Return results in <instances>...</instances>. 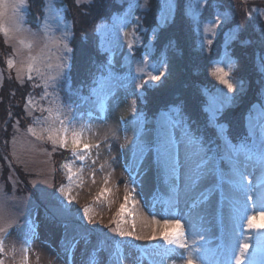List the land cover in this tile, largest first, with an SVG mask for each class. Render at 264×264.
<instances>
[{"label":"rangeland","instance_id":"374dc122","mask_svg":"<svg viewBox=\"0 0 264 264\" xmlns=\"http://www.w3.org/2000/svg\"><path fill=\"white\" fill-rule=\"evenodd\" d=\"M60 0H40L38 5H41V10L38 8L25 9V26L32 31H37V25L42 24L43 21L35 23V27L30 20L32 14L44 15V7L51 5L53 14L60 17L62 20L61 28L63 24H67L69 27L70 36L68 39L69 47L72 44L73 27L72 22H69L63 10L58 6ZM123 4L124 12H113L108 17L96 23V33L99 38V47L106 56V63L101 62L100 68L95 69V77L99 76L105 69V65L111 60V70L113 75L117 78L113 87L116 90L115 97L110 100L109 106L103 111L99 112L94 109L93 100L89 94H85L83 91L75 98L70 99L68 94L70 89L69 82V70L72 63L73 53H64L70 57L67 61L65 68V75L67 78V84L62 85L61 96L67 102H71L73 109L76 113L83 117L85 123L91 124V131L85 133L87 142L96 145L99 144V149L93 148L91 158L84 162L83 171L80 170V161H73L71 157V143L67 149L69 158L64 159L65 162L73 163V179L71 182L67 179L66 183H60L66 187V191L70 189L69 198L65 200L64 197L54 187V175L55 168L59 161H55L52 158L51 151L53 145L50 142H41L35 139L28 132V128L35 127L39 131V126L33 124L34 118L46 116V112H42V108L49 107V101L51 96L44 97V81L33 73L32 92L27 96V101L24 107L28 105L29 96L32 97L33 107L28 108V112L25 111V115L22 120L17 119L15 123H12V133L9 136V126L1 122L0 117V135L8 138L9 141L4 143L8 146L7 151L0 148V154L11 165H18L24 173V180L31 184L35 190L39 192V197L33 199L28 193L25 192V182L18 184L19 180L15 178L16 171L7 174L8 185L11 190L8 191V185L6 181L2 179V164L0 161V217H3L5 221H11L12 226L9 229L10 235L5 239V252L9 253L10 250L15 247V258L11 255H7L4 258V264H21L22 253L20 251L23 246V237L28 235L31 238V247L29 250V262L28 264H111V259L114 258V251L119 246L121 252L128 257L125 264H140L137 257L143 256L142 264H157L162 257L156 253V249L163 245V241L160 239V235L163 232L173 233L180 229L162 227L163 220H179L183 227V230L192 237V234H202L206 246L209 249H215L217 245L221 244L226 238L229 230V214L233 208H239L245 203L241 194L236 193L232 188H228L225 177L222 174H226V169L217 160L216 155L209 151L208 155L215 159L217 172L214 179H208L199 184L195 190L186 183L184 175V155L185 148L184 143L186 135L194 136L193 130L190 125L186 123L185 119L173 111V116L168 114H162L161 118L152 123L151 126H147L145 119L139 112L137 104V117L134 118L131 112L132 101L135 100V95L142 94L145 86L153 87L159 86L168 80L171 76V71L168 72L169 58L168 53H161L158 56L153 57V47L150 44H144V38L142 36L145 31L144 27L136 24L135 18L139 16L138 10L145 11L150 0H117ZM186 0H174L176 5L171 17L168 21L174 18L179 9H183L184 2ZM250 1V2H249ZM93 0H81L80 5L90 4ZM249 2V3H248ZM31 3V0H30ZM76 3V0H75ZM164 3V0H158V5ZM187 10L185 12L186 18L191 19L189 14V8H195L200 5V19L202 21L214 20L219 14L222 17L227 18L231 16L223 12L215 13V17L204 16V9L208 6V0H188ZM246 5H253L250 12L247 10L248 26L253 33L244 30L245 35L248 38L246 45L250 47L264 46V34H260L261 30L252 25V21L259 18L264 22V0H245ZM261 3L262 6L256 5ZM77 4V3H76ZM132 5V7H130ZM138 5V6H137ZM182 7V8H181ZM255 10V11H254ZM43 12V14H42ZM157 15L158 25L164 26L167 22H161L159 17L162 15L161 9ZM155 15V16H156ZM258 16V17H256ZM41 17V19H42ZM127 18L129 23L127 24L125 31L128 33L125 36L118 31V23L120 18ZM40 20V18L38 19ZM192 20V19H191ZM98 25H106L103 29H98ZM225 25L222 20L221 26L216 29L215 35H211L212 44H204L203 47L210 48L213 46V42L221 38V44L225 47V53L228 57H232L230 45L231 40L228 38V33L233 30L226 29L222 34L221 28ZM195 31L199 35L200 40L198 45L202 46V40L204 39L203 31L197 32L196 25ZM133 30H135V37H139V42L134 43L133 51L130 53L127 41L135 40L133 36ZM256 32V35H253ZM54 35L59 37L60 31H54ZM263 36V37H262ZM3 39L5 45L9 46L11 50L6 53V59L12 58L17 61L19 66L20 60H26L27 51L14 53L13 48L19 47L14 40L7 41L0 35V39ZM263 41V42H262ZM46 41L42 35L35 39L34 47L32 48L31 55L40 58L38 61V67L42 71L48 72L46 68L47 63L55 65L57 63V57L61 53L56 47H45ZM146 47V51L142 52L141 56L136 55L138 47ZM222 47V46H220ZM72 48V47H71ZM212 47L210 48V50ZM12 51V52H11ZM1 52V51H0ZM148 54L149 64L155 63L159 66L160 63H164L166 68L164 75L156 82L149 81L144 84L140 89L135 87V83H142L143 80L148 78L144 76L142 80L133 81V77L136 75L137 61H140L144 56ZM214 57V56H213ZM212 57V58H213ZM225 58V54L221 53L220 58L212 60L213 62ZM252 67L255 70V77L258 75L264 76V53H254L252 55ZM232 59V58H231ZM185 64H192L190 59H185ZM211 68H209L210 70ZM119 70V72L117 71ZM7 74H14L16 77V69L9 70L5 68ZM53 73L55 68H53ZM94 73V74H95ZM105 74L106 71H105ZM211 77V75L209 74ZM0 101L3 93L4 81L6 76L3 69L0 68ZM26 79V76H25ZM259 79V78H258ZM264 80V77L261 78ZM213 81L217 83L216 87L210 89L207 86H201V91L206 94L205 99L208 100L209 95L216 92L218 89H223L227 92V89L219 84L214 78ZM40 84V87L36 85ZM256 86L261 87L260 83H255ZM242 84L237 86L236 90L232 93H228L229 96L234 97L231 103L225 107L228 108L234 103L237 94H241ZM93 87V86H92ZM35 88L38 93H35ZM90 88V92H91ZM263 95L261 96V103H256L252 107L251 115H249L246 122L247 131L254 140V145H259L264 142V86ZM51 92V89H49ZM199 96V93L197 94ZM88 98V99H84ZM206 100V101H207ZM136 101V100H135ZM206 107V102L202 103ZM205 107L202 110V115L207 113ZM224 109V110H225ZM223 110V111H224ZM31 113V114H29ZM208 114V113H207ZM220 117V115H219ZM209 119V117H207ZM8 120V118H7ZM6 120V121H7ZM218 122V119H217ZM79 129V124H77ZM167 131L172 135L176 141V159L178 161V170L176 173V195L175 203L169 207L165 202L168 200L172 193L169 190L168 183L165 182L166 178L162 173L161 167L158 163L157 149L161 147V136ZM115 132L116 138L112 133ZM127 137V141L125 140ZM139 139L143 148V154L133 148V144L136 139ZM155 143L154 145H150ZM223 144V151L227 153L225 145ZM253 145V144H252ZM110 146V147H109ZM162 150V149H161ZM51 153V154H49ZM95 160L93 164L92 161ZM60 164V163H59ZM103 166V167H102ZM226 167L231 169L232 165L226 164ZM243 168V164L241 165ZM131 171H136L137 175H132ZM248 180L251 184V195L255 198L258 193L257 183L260 176L258 168L249 164L245 170ZM62 176V175H61ZM107 181V183H106ZM227 185V186H226ZM107 189V192L100 196V193ZM134 190V192L132 191ZM131 194V199L128 202L127 207L131 210L132 214H124L119 219L121 220L120 227L125 232H134L135 235L143 237V239L136 240L132 236L119 237L112 231L116 227L114 221L117 219L116 213L120 205L124 203V197ZM203 194V202L197 207H193V200L198 199ZM38 199L39 202H38ZM134 201V207H133ZM34 205V206H33ZM61 205L67 207V211L63 210ZM248 207L253 212H258L260 207L259 202L253 204V201H247ZM90 208L91 222L88 219L83 218L82 207ZM79 210V211H78ZM79 212V213H78ZM161 221L160 225L154 224L153 220ZM61 222H66L67 226H63ZM257 224L264 225V218H257L255 221ZM112 226V227H111ZM243 230L251 236H255V230H249L247 228V222L244 221ZM156 234V239L152 240L151 236ZM76 236H82V239L78 240L74 246L67 245L68 241ZM111 238V242L106 240ZM197 240L200 239V235L193 237ZM116 240V243L112 242ZM191 243V239L188 241ZM73 244V243H72ZM249 255L255 254L256 241L252 239L250 241ZM73 247V253L70 256H65V246ZM66 246V247H67ZM116 247V248H115ZM115 248V249H114ZM114 249V251H112ZM183 251V250H181ZM144 252V253H143ZM113 255V256H112ZM261 257L257 255V264H259ZM181 264L176 258L172 257L163 260V264ZM115 263V262H114ZM116 264V263H115Z\"/></svg>","mask_w":264,"mask_h":264},{"label":"snow or ice","instance_id":"6c2138e0","mask_svg":"<svg viewBox=\"0 0 264 264\" xmlns=\"http://www.w3.org/2000/svg\"><path fill=\"white\" fill-rule=\"evenodd\" d=\"M79 6L81 0H76ZM30 6V0H0V35H2L6 42L14 40L19 47L13 48L14 53L27 51L26 60H20L19 66L17 61L9 58L6 60V64L9 70L16 69V79L23 84L25 76L27 80L34 79L33 73L39 76L43 81L44 97L51 96L49 101V107L42 108V112H46L47 115L42 118H34L33 124L39 126V131L35 127H29L28 132L35 137L36 140L41 142H50L53 145V152L57 147L60 149H67L69 141L71 143V157L73 161H80V170L83 171L84 162L91 158L92 149H99L100 145H93L87 142L85 133L91 131V124L85 123L83 117L76 113L73 109L72 103L65 101L61 96L62 85L67 84V78L65 75V68L67 61L70 57L64 55V53H71L73 49L69 47L68 39L70 36L69 27L63 23L59 16L53 14L52 6L46 5L44 7V15L42 17V24L37 25V31H32L25 26V9ZM138 6V5H137ZM132 7V5H130ZM176 5L174 0H164L161 5L162 15L159 17L161 22H167ZM200 5H197L194 9L189 8V14L192 21L196 25L197 32L203 31L204 39L202 40V46L204 44L211 45V35H215L217 28L221 26L222 20L227 22V17L217 15L214 20L202 21L200 19ZM255 11V10H254ZM264 14V13H262ZM129 23L127 18H120L118 23V31L125 36L128 33L125 31L127 24ZM98 29H103L106 25H98ZM54 31H60L61 35L56 37ZM237 30L228 33L230 40L237 39ZM43 37L46 41L45 47L50 44L56 47L61 53L57 57V63H47L46 68L48 72H44L38 67L39 57L31 55L32 48L34 47L35 39L38 36ZM133 36L135 37V30H133ZM139 42V37H135V40L127 41L129 52L133 51L134 43ZM136 75L133 77V81L142 80L144 76L148 79L143 80L142 83H135V87L140 89L144 84L149 81L156 82L164 75L166 65L160 63L159 66L155 63L149 64L148 54L140 61H137ZM236 61L231 59L225 53V58L217 60L213 63L209 74L221 85H223L227 92L223 89L216 90L215 93L209 95L205 111L208 113L209 122L213 124L218 131L219 138L223 141L225 149L228 153V159L232 163L231 167V179L228 181L232 189L242 195L245 203L239 208H233L229 214L230 230L224 239V241L217 245L215 249H209L206 246L204 237L202 234L193 233L190 237L183 230L179 220H163L162 227L166 230L168 228L180 229L173 233H167L166 231L161 233L160 239L163 241V245L156 249V253L162 257L157 264H163V260L176 257L181 264H257V255L261 257L259 264H264V225L257 224L255 221L259 218H264V142L259 147L255 145H249L246 142L239 144L233 143L226 135V128L222 124H217L219 115L223 112L234 97L229 96L228 93H232L236 90L240 82L234 78L236 71ZM53 68L55 72L53 73ZM264 68V65H262ZM105 71L107 74H105ZM117 78L113 75L111 70V60L105 65L104 71L99 76L94 78L93 87L90 92V97L93 100L94 109L99 112H103L108 106L110 100L116 95V90L113 87ZM2 81V77H0ZM40 87V84L36 85ZM51 89V92H49ZM88 99V98H84ZM136 101H132L131 112L133 117H137V109L135 107ZM33 107L32 97L28 98V105L25 111L28 112V108ZM178 111V109H175ZM31 114V113H29ZM79 124V129H77ZM116 138L115 132L112 133ZM127 137L125 140L127 141ZM110 147V146H109ZM133 148L143 154V148L140 140L137 138L133 144ZM185 155H184V175L186 183L195 190L199 184L208 179H214L217 172L215 159L208 155V151L203 142L198 138L186 135L185 143ZM162 149V150H161ZM176 141L172 135L165 131L161 136V147L157 149L158 163L161 167L162 173L165 176V182L169 185V190L172 195L169 196L165 202L169 207L175 203L176 195V173L178 170V161L176 159ZM51 154V153H49ZM95 163V160L92 161ZM243 164V168L241 165ZM249 164L258 168L260 176L258 178L257 196L254 198L250 193L252 191V182L248 180L246 175V169ZM103 167V166H102ZM62 168L67 170V179L69 182L73 179V163L65 162ZM107 183V181H106ZM57 191L71 203L69 198V192L66 191V187L61 185ZM134 192V190H132ZM107 192V189L100 193V196ZM131 194L124 197V203L120 205L117 210L114 221L116 227L112 229L115 235L119 237L132 236L136 240L143 239V237L135 235L134 232H125L121 227V220L119 219L124 214H132L131 210L127 207ZM203 194L198 199L193 200V207H197L203 202ZM247 201H253V204L259 202L260 207L258 212H253L247 205ZM62 209L67 211L66 206L61 205ZM134 207V201H133ZM79 211V210H78ZM90 208L84 207L82 210L83 218L88 219L91 222ZM244 221L247 222V228L255 230L256 235L253 237L246 233L244 228ZM154 224L160 225L161 221L153 220ZM12 226L11 221H5L3 217H0V264H4V258L7 255H11L15 258L16 249L13 247L9 253L5 252V239L9 233V229ZM200 235V239L197 240L193 237ZM156 234L151 236L152 240H155ZM23 246L20 251L22 253L21 264H28L29 262V250L31 247V238L25 235L23 238ZM191 239V243H189ZM255 239L257 252L249 255L250 241ZM183 250V251H181ZM116 264H125L128 259L123 252L120 251L119 246L113 253ZM137 260L142 264L143 256L137 257ZM175 264V261L173 262Z\"/></svg>","mask_w":264,"mask_h":264},{"label":"trees","instance_id":"16d2710c","mask_svg":"<svg viewBox=\"0 0 264 264\" xmlns=\"http://www.w3.org/2000/svg\"><path fill=\"white\" fill-rule=\"evenodd\" d=\"M38 1L40 0H31L30 12H32V7L33 9L39 8L41 10V5H38ZM208 2V6L203 11L204 16H212L214 18V14L217 12H225L227 15L231 13V16L227 18V22L221 28L220 34L226 29L234 31L238 28V38L231 40L230 50L233 53L231 58L236 61L234 78L242 84L241 89H243V92L235 97L234 103L220 114L216 123L225 126L226 135L233 143L246 142L251 146L252 144L254 145V140L247 131V116L251 114L250 109L256 103H261L262 87L264 86V80L261 79L264 76L261 74L259 77L258 75L255 77V70L251 64L252 55L254 53L263 54L264 46L253 48L249 44L246 45L249 40L244 33V30L253 33V30L248 26V22L251 20L246 19L247 10L251 16L250 10L253 5H246L244 3L245 0H208ZM58 3V6L63 10L68 21L72 22V27L74 28L71 41L73 49L71 52L73 53L72 63L68 73L70 89H72L68 96L72 99L77 97L82 91L85 94L90 93V88H92L94 78H96L95 75L97 74L95 69L100 68L101 62L106 63V56L99 47L96 23H99L113 12L121 13L125 7L117 0H93L90 4L79 6L75 3V0H60ZM148 4L149 6L145 11L138 10L139 16L135 18V22L144 27L145 31L142 34L144 44H148L150 41L153 47V57L161 53H168V72L171 71V76L159 86H145L142 94L136 93L135 100L139 112L145 122L147 123L148 121L147 126L149 127L158 120L161 113L168 112L169 109H178V111H175L177 115L185 119L193 130L194 136L203 142L207 150L225 154L217 128L209 122L207 113L202 115V110L205 107L202 103H207V99H205L206 94L201 91V86H207L210 89L217 86V83L213 81V77L209 76V68H211L209 63L213 56V58L217 57L222 49L225 48L221 44V38L213 42L211 50V47L198 45L200 37L195 31L194 22L186 18L187 16L185 15L187 10L186 1L183 9H179L174 18L167 21L162 27L158 25L156 15L161 9L158 5V0H150ZM256 5L262 6L261 3ZM41 17L42 15H31L32 27H35V22ZM252 25L261 30L258 32L260 36L264 34L263 20L256 18L252 21ZM253 35H256V32ZM146 49L147 46L138 47L136 55L141 56ZM9 50H11L10 47L5 45L1 38L0 68L3 69L6 79L0 101V117L1 122L5 123V126L8 125L10 127V136L12 123H15L17 119L22 120L25 115L24 107L27 96L32 92L31 82L33 80L29 81L26 78L21 84L17 81L14 74H11L10 77L6 73L7 59L5 52ZM224 51L226 50L224 49ZM187 58L192 62L190 66L185 64V59ZM117 71L119 72V70ZM260 82L261 87L255 85V83ZM37 89L40 90L35 88V93H38ZM198 93L199 96H197ZM7 140L9 141V137L5 138L0 135V148L5 151L8 148V146L4 145ZM154 144L151 143L150 145ZM51 153L52 158L60 163H57L54 175V187L57 189L60 183H66L67 174L65 169L62 168L64 164H62V161L69 158V153L59 147H57L55 152L52 150ZM0 161L3 168L2 179L6 181L7 185V174L16 171L15 178L19 180L18 184L25 182V192L33 199L39 197V192L24 180V173L18 165H13V169H11V165L1 154ZM10 190L11 188L8 185V191ZM82 209L84 208L82 207Z\"/></svg>","mask_w":264,"mask_h":264}]
</instances>
